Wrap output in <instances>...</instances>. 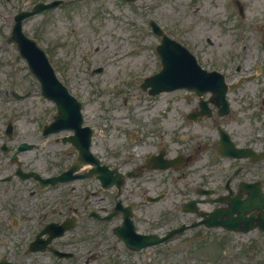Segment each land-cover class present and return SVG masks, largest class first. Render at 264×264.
<instances>
[{
	"label": "rangeland",
	"instance_id": "obj_1",
	"mask_svg": "<svg viewBox=\"0 0 264 264\" xmlns=\"http://www.w3.org/2000/svg\"><path fill=\"white\" fill-rule=\"evenodd\" d=\"M1 1L0 48L3 45L6 46L4 48L6 56L2 67L4 68L7 63L10 66L14 64L12 66L16 75L14 77L21 83L24 81L26 71L13 57L12 52L16 48L5 41V37L10 32L1 15L5 17L8 11L13 10L14 3L21 5V9L25 8L26 0ZM153 1L141 2L132 10V7L118 0H67L66 6L24 21L25 33L33 37L47 53L50 49L52 50L53 60H56L61 76L69 79V88L84 104L83 113L87 123L94 124L103 131L104 136L96 135L95 138L99 151L97 153H100L106 163L124 164V168L140 164L139 155H146L148 151L154 150L147 145V142L161 134V132H154L156 124L162 126L163 133H166L168 137L173 136L177 139L179 132L176 128L180 123L179 114L188 108V103L180 98L170 105L167 114H161L163 100L168 103L174 97L157 96L156 105H152L153 98L141 91L139 87L142 80L157 71L160 66L154 50L157 39L149 32L144 14L145 4L150 5L151 17L161 16L163 27L172 35H181L179 33L181 31L188 33L194 39L202 40L203 47L200 50L203 52L204 59L210 63H217L220 69L223 66L227 68L233 79L239 78V75L253 74L256 66L264 63V0H246L248 3L246 26H241V21L228 0L214 2L200 0L196 4L192 3L197 0H159L155 5ZM213 20L215 22H212ZM208 38L212 44L207 42ZM136 43H139V50H136V53H132L125 61L120 62L116 59L120 57L117 52L131 51ZM229 55H233L234 60H229ZM239 55L243 56L240 74L236 73L238 64L236 61ZM112 59L114 60L111 61ZM100 66H104L102 75H90L94 68ZM3 74L4 71H2ZM22 74L23 77H20ZM245 83L232 94L235 99L242 94H245L244 97H249L258 89H264V77ZM46 106L47 102L41 98L40 91L34 92V96L22 104V112L18 110L20 127L26 124L22 121L24 114H41ZM10 113L9 109L8 114ZM159 115L165 116L161 118V120L164 119L163 122L169 121L167 126L164 127L162 122H159ZM260 116L262 121L240 117L241 123L236 119V122L230 123V128L241 141L250 138V135L254 133L260 132L264 135L263 113H260ZM141 124L145 125L144 133L139 134L140 141L136 140L132 144L129 128L132 125L140 126ZM246 126L249 127L246 129ZM173 127L175 130L172 129ZM192 127L195 128V124H192ZM135 128L139 129L137 126ZM150 129L154 132L150 135L152 137L146 136ZM167 131L173 134L170 135ZM258 136L261 138V135L258 134ZM2 154L0 153V159ZM23 156H25L27 168L31 165H40L39 168H44L46 165L47 156L44 154L38 155L32 152ZM7 157L9 159V156ZM130 159L133 160L128 163ZM2 170H4L3 173L9 172L6 168ZM183 183H178V188L183 187ZM177 199L167 198L159 204L160 206L152 204L148 209L146 206H140L141 198L131 200L136 202L147 217L155 218L161 206L169 207L170 201ZM176 215L179 216L177 213ZM103 232L111 234V238L108 244L103 245L104 255L99 257L102 260L88 264H115L116 261L113 260L112 255L123 252L120 245L113 239V234L104 230ZM193 233L194 231L189 232L179 243L177 241L178 244L176 243L177 246L174 245L173 249L165 246L163 251L165 261L160 259L159 264H264V235L258 231L244 235L232 233L220 249L218 246L194 248ZM15 236L16 231H13L9 237L14 241ZM206 240L204 242L208 243ZM185 244L187 246L181 249V246ZM13 245L15 244H12L10 249L15 248ZM13 258H17L18 264H52L48 253L24 256L15 255L13 251H10L9 259ZM136 258L140 260L138 256ZM81 264L84 262L82 261ZM121 264H128V262L124 261Z\"/></svg>",
	"mask_w": 264,
	"mask_h": 264
},
{
	"label": "flooded vegetation",
	"instance_id": "obj_2",
	"mask_svg": "<svg viewBox=\"0 0 264 264\" xmlns=\"http://www.w3.org/2000/svg\"><path fill=\"white\" fill-rule=\"evenodd\" d=\"M216 1V0H212ZM245 7L247 4L244 5ZM214 22V20L212 21ZM232 92L229 93V96ZM0 95L7 100L8 98L15 99L13 93H8L6 89V85L4 83H0ZM245 96L242 94L241 97ZM250 96L254 97L259 104V110H264V96L259 91L251 93ZM232 101V99H230ZM242 100L239 99L236 102H240ZM251 100V99H250ZM248 100V101H250ZM250 103V102H249ZM256 103H252L255 105ZM212 115L211 118L207 120L209 123L207 124L208 129L210 130L208 137H206L205 142L196 141L199 146L207 145L215 149L217 154H213L214 157L210 160V162L202 169L200 176L195 178V183H198L193 189H189L190 197L194 196V198H190L192 200L200 201L201 203H208L210 201L209 198H222L228 197L230 195V190L234 193L235 196L246 197L243 191V185H246L247 188L251 187V185H256L258 188L261 187L264 190V166L262 163L251 161L250 159H235L230 157L222 156L218 151V142L220 138L219 128L222 127L227 132L229 131L232 136L234 142L240 147H253L256 150L263 151V148L257 147V145H263L264 141L262 138H257L254 134L250 135V138L245 139L244 141H250L251 143L245 144L241 141L230 128V123L236 122V120H230V117L233 116V112H230L228 116L222 117L219 115V110L212 107ZM54 119L52 114L38 115L32 116L31 123L32 127L36 129L35 133H40V137L42 136V132L44 128L48 126ZM238 122V121H237ZM63 136H67L70 134V131H63L61 133ZM231 136V135H230ZM41 139V140H44ZM235 140L239 141L236 142ZM33 143V142H32ZM35 144V143H33ZM45 146L46 142H42ZM50 144H59L58 138L54 137ZM187 144V143H186ZM185 144V145H186ZM20 145V142L14 148H9V151L15 152ZM36 145V144H35ZM69 147L74 148L69 145ZM177 150H182L183 147L178 145ZM39 151V148H36ZM179 152L177 154H180ZM70 155L71 152L68 151ZM134 174H141L144 171V168H139L137 171L132 169ZM3 172L0 170V192L6 191V176H3ZM168 174H163L161 172L152 171L149 173H142L141 177L143 180L139 182V180L132 181L128 185V189L119 190L117 187L113 186L111 189H104L100 182L97 180L95 183L90 185H85L81 183L77 186L69 187L63 194H54L50 195L49 191H54V189H43L40 187L37 181L36 190L32 191L33 195H36L40 200L39 205L35 207H27V209L31 212L32 208L37 211V215L41 218H44L43 221L50 215L53 217H59L64 215V217L75 216L82 219L78 223V229L80 233L91 235V234H99L102 231L103 218L102 216L108 214L112 210H117L122 212V209L125 207L132 206L130 205V199L134 198H179L180 194L177 189L173 186L174 176L171 175L170 178H167ZM10 182H14L21 184L22 181L18 179H11ZM249 185V186H248ZM168 188L169 190L167 191ZM210 192L209 195H203L199 197V194L204 191ZM147 192V193H146ZM18 194V192H16ZM49 198H55V201H51ZM89 198H94L93 202L89 201ZM15 201V205H11L13 212L15 214H21L20 206L17 203L18 198H13ZM189 199V200H190ZM6 198H0V215L10 211L7 209L5 205L2 204ZM212 207L210 210H212ZM175 211L174 208H172ZM198 210V209H197ZM132 211L134 212V206H132ZM158 213L166 214L165 210H159ZM135 216V215H134ZM165 216V215H163ZM121 222L122 216L113 217L112 222L116 223ZM193 221V220H191ZM48 222L46 221L43 225L42 222L39 223L37 228V232L40 231L44 226H46ZM139 225H147V232H159L158 230H164L166 227V222L161 221L158 223L150 224L149 222H144L142 220H137ZM77 225V222H76ZM146 226V227H147ZM7 226H4L5 230ZM166 231V230H165ZM163 231V232H165ZM167 232V231H166Z\"/></svg>",
	"mask_w": 264,
	"mask_h": 264
},
{
	"label": "water",
	"instance_id": "obj_3",
	"mask_svg": "<svg viewBox=\"0 0 264 264\" xmlns=\"http://www.w3.org/2000/svg\"><path fill=\"white\" fill-rule=\"evenodd\" d=\"M30 58L32 60L34 68L41 74L47 77H51V69L47 62L44 61L43 55H35V53H31ZM52 91V89H51ZM66 98V97H65ZM63 100V99H62ZM61 110L65 108L62 103H60ZM79 109V107H78Z\"/></svg>",
	"mask_w": 264,
	"mask_h": 264
}]
</instances>
